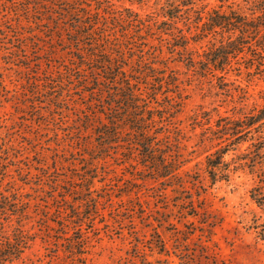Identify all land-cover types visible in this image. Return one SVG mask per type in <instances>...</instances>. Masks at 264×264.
Returning <instances> with one entry per match:
<instances>
[{
    "label": "rangeland",
    "instance_id": "1",
    "mask_svg": "<svg viewBox=\"0 0 264 264\" xmlns=\"http://www.w3.org/2000/svg\"><path fill=\"white\" fill-rule=\"evenodd\" d=\"M108 1L115 12L141 17L160 10L154 0ZM205 2L207 9L219 4ZM54 9L45 0H0V148L6 150L0 156L8 167L0 175V208L8 206L0 211V243L18 224L32 236L13 264H264V212L250 198L257 173L239 165L251 157L250 142L226 155L228 181L211 183L205 163L224 123L219 118L259 108L264 83L247 82L243 65L233 63L221 89L213 74L203 75L199 65L187 66L164 48L162 61L180 82L183 104L173 135L181 138L176 146L187 163L178 179L162 184L142 172L129 136L100 149L99 124L108 119L99 96L88 95L81 80L96 74L81 68L80 55L68 53L72 35L67 25L54 24ZM191 47L196 60L206 48ZM88 175L94 178L83 196L93 202L82 206L76 192ZM91 211L93 220L76 226L74 214ZM79 237L86 240L82 255L69 252L65 239Z\"/></svg>",
    "mask_w": 264,
    "mask_h": 264
},
{
    "label": "trees",
    "instance_id": "2",
    "mask_svg": "<svg viewBox=\"0 0 264 264\" xmlns=\"http://www.w3.org/2000/svg\"><path fill=\"white\" fill-rule=\"evenodd\" d=\"M154 1L160 3L159 12L145 17L127 9L115 12L108 0H45V4L56 6L51 11L55 15L54 24L67 25L66 30L72 35L66 44L68 53L80 55L81 68L96 74L91 80L88 76L81 80L90 87L88 95L99 96L96 101L108 119L99 124L104 129L99 132L100 149L107 151L109 145L129 136V144L143 165L142 172L155 181L163 179V184L165 180L178 179L187 163L176 146L181 145V138L173 135L177 129L175 115L181 112L183 104L180 82L162 61L164 48L187 66L199 65L203 75L213 74L221 89L228 86L225 75L233 63L243 65L247 82L257 79L264 83V0H218L219 4L210 9L205 0ZM150 40L157 41L158 45L150 44ZM203 43L206 48L196 60L197 52L191 45L202 49ZM86 63L93 65L88 67ZM216 72L222 74L217 76ZM236 87L247 94L240 85ZM260 93L263 102L259 108L238 118H219L224 123L217 125L218 134L214 136L217 142H209L205 163L211 183L228 181L230 170L226 155L242 143L250 142L246 150L252 147L248 153L251 157L239 165L247 166L251 174L257 173L250 198L264 212V87ZM158 95L164 96L165 104H161ZM1 149L0 155L6 151ZM0 160V175L2 172L5 176L8 167L3 165L2 156ZM93 178L88 175L81 179L85 186L76 193H82L83 198L77 200L82 206L87 201L93 202L83 196ZM7 198L8 204L11 201ZM7 207L4 205L0 211L7 213ZM19 213L24 216V211ZM74 215L79 221L76 226L81 227L96 214L91 211L87 217L82 212ZM57 225L66 227L59 222ZM65 239L71 245L69 252L85 253L86 240L82 237L75 242ZM31 241L32 236L18 224L12 235L0 243V264L19 260Z\"/></svg>",
    "mask_w": 264,
    "mask_h": 264
}]
</instances>
